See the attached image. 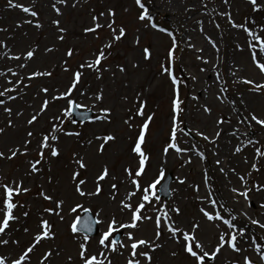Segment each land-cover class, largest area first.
I'll return each mask as SVG.
<instances>
[{"label":"rangeland","instance_id":"374dc122","mask_svg":"<svg viewBox=\"0 0 264 264\" xmlns=\"http://www.w3.org/2000/svg\"><path fill=\"white\" fill-rule=\"evenodd\" d=\"M14 1L18 3L27 1L28 3L31 0ZM204 1L207 2L206 4H208L210 11L214 12V14L201 13V19L199 20L203 21L204 28V33H201L196 23L198 20L193 24L189 23V19L193 16L185 11L188 6L186 0H143L157 24L174 32L178 40H187L190 36L192 38L191 42L198 47H202L204 49L203 55L210 61L215 60L217 53L207 42L205 35L215 40L220 48L218 53L220 59L215 62L220 65L223 81H227L225 86L228 88L227 98L223 103L216 99L218 89L214 83L213 65L207 66L208 71L201 72L200 67L204 66L196 60L195 51L188 49L181 43L182 50L177 52V56L181 58L176 66L177 75L186 84L183 91L187 93L185 97L186 115L182 119L184 120V125H186L185 132L188 133L189 129L191 130L187 135L178 133L180 146L189 148L195 145L199 150L208 153L212 161H216L219 158L223 162L221 166L224 167V173L219 171L220 165L217 166V169L213 167L211 169L212 174L207 173L209 177L207 183L204 182V170L210 166L206 160H201L194 152L178 154L170 150L167 156L163 155V148L167 146L169 141L171 127L172 86L168 77L162 75L159 69L171 41L166 34L151 28L145 29L137 21L136 17L141 10L135 4V0H79V2L71 0V3H75V7H73V3L61 6L63 15L59 17L49 7L34 9L39 13L38 19L43 24L40 29H37L34 23L25 24L21 18L17 19L13 12L7 13V10L3 9L8 0H0V29H6V31H0V41H4L8 46L10 45L12 51L9 55L19 54L28 48L39 49V55L33 62L29 63L28 68H17L15 71L23 75L30 73L34 68L53 70L51 78H40L30 82L25 81V83L31 84V87L24 89L26 95L16 101L8 102V106L13 108L11 116L13 127H8V114L3 111V108H0V128L5 129V132L0 134V151H4L6 155L9 148L20 145L26 138V133L30 130L26 120L39 108L41 101L46 98L43 94L38 98L36 97L38 88L41 86L49 87L48 95L51 96L58 94L55 91L56 89L59 92H63L67 87L71 72L62 70V62L67 59L65 57L66 50L69 47L77 50L74 56L68 60L71 68L76 69L80 63L92 59L93 53L107 42L109 32L106 29L99 33V38H96L93 33H85L84 29L92 24V17L112 9L116 12L117 23L126 25L128 32L124 40L113 46L108 59L103 62V67L108 70L103 71L102 77L98 79L95 72L85 70V76L82 78L80 85H78L84 95L81 96L79 92L73 93V96L79 102L88 106V108L82 109H93L95 111V118L97 115H103L100 112L101 108L112 109L110 122L98 121L95 118L91 122L84 124L64 122L63 127L66 130L79 132L80 136L61 135V156L59 158H50L41 166V173L29 177L26 175L28 172V160L36 155L35 150L36 144L40 139L39 134L46 131L49 127L50 119L54 115H58L66 105V101H55L50 103L49 110L39 122L31 126L36 135L32 137L29 155H18L12 160H0V176L9 179H23L25 186L30 188L28 193L21 194L16 198L26 206L24 208L18 207L14 210V214L19 219L11 222L10 229L6 230L8 235L4 237L6 239L11 237V239L19 240L20 244L19 246L12 244L10 239L8 245L0 247V252L9 257H16L21 249L31 241L33 234L37 230L39 218L43 214L42 210L52 206L50 202L44 201L39 196L42 190L66 201L62 213L64 219L61 221L58 217L46 216V218L54 222L56 236L52 240L42 242V246H39L33 255L32 264H37L41 253L49 248L59 251V255L53 257L54 264H69V256L73 258L71 264H81L78 258V244L82 242L83 234H80L79 238L74 239L69 228L76 215L70 211V207L76 203H81L85 207L91 208L94 214L103 209L100 217L105 223L101 224V232L106 229V223L112 216L124 222L128 221L131 213L122 212L119 205L126 194L133 190L132 185L126 179L124 167L129 164L133 168L136 167V158L130 152L136 129L134 127L130 131L124 121L130 115L129 109H132L133 112L135 111L137 97L147 102V108L145 109L147 115L155 113V118L150 125L148 142L145 146L151 159L146 175L141 178V183L147 184V182L153 180L161 168L165 172V179L171 172L175 180L171 186L172 195L170 200L160 199V201L147 206V214L152 215V221H144L138 230L122 229L125 233V236L121 239L123 243H128L126 234L129 231H135L136 235L141 237L153 238L155 233V208L160 207L162 213L165 210L163 206L167 205L168 209L173 207L180 209L179 216L172 212H169V215L174 220H178L183 226L187 227L191 223L198 221L202 226L199 233L200 237L209 247L215 245L219 232H227L228 229L221 222H216V224H219V228H217L215 224L206 221L202 217L199 211L201 207L212 211L207 201L202 203L201 198L207 196L214 197L220 204H223L222 199H224V202L228 200L231 208L234 209V214L239 215L242 210H246L250 216L264 221V209L259 207L260 203H264V193L253 194V207L246 208L244 200L240 197H234V194L230 191L232 187H240L237 173L244 175L251 171L252 163H257L258 166L264 165V158L257 160L253 146L244 147L247 145L248 139L251 138L259 140L260 143L256 146L264 149V128L255 124L252 127H248L246 123L241 124L239 122L242 117H246L252 112L264 118V91L254 92L251 90V85L242 83L244 79H252L253 81L264 83V74H261L251 61L250 51L246 43L249 38L246 34L241 29L232 28L226 18L218 15L219 12L231 11L233 19L238 24L244 23L246 18L249 21L255 20V26L249 23V27L259 32L260 27L264 26V11L254 12L248 0H229L230 7L225 5L223 0ZM193 2L197 1L194 0ZM30 19L34 18L31 17ZM53 19H59L61 21L60 26L67 29L64 34L65 39L62 42L57 39L59 33L56 27L50 23ZM108 19L109 17L107 16L103 18L104 22H107ZM216 23L220 24V28L215 27ZM179 24L182 28L187 26L188 33L185 37L177 30V25ZM9 28L13 33L10 40L8 39ZM137 36L140 38L139 45L135 43ZM237 45H240L244 50L240 51ZM47 47H55L58 51L45 53L44 49ZM143 47L152 49L154 55L151 61L143 59ZM3 49L0 48V65L3 64V69L1 70L6 71L7 68H12L19 62L11 60L12 64L6 63L7 59L3 56ZM133 64H139V67L134 68ZM118 66H123L125 72H120ZM234 70L236 71L235 76L232 75ZM193 75L197 77L196 81L190 79ZM8 78L11 79L12 77L9 76ZM223 81L220 83H223ZM4 83V78H0V84ZM193 87L196 92H191ZM205 88H207L206 92L204 91ZM101 90H103L104 99L102 102H97L93 97ZM200 91H202L201 94ZM192 95H199V102L192 100ZM125 97L127 99H124ZM230 101H235V103H230ZM203 104H207L212 108L211 115L203 112L200 107ZM17 111L22 112L23 115L17 116ZM218 117L225 119L223 125L217 126L216 120ZM72 119L73 117H64V121ZM142 119V117H137L135 123L139 124ZM197 130L203 131L210 138L213 137L217 130H221L217 146H213L195 135ZM232 132H236V135L233 136ZM105 134H115L117 139L114 142H109V145L105 146L104 153L101 155L97 152L100 141L96 140L95 137ZM89 140L92 141L91 145L88 143ZM234 146H242L244 150L241 153H234ZM216 152L219 153V157L214 154ZM74 154L85 158L89 165L86 170L76 169L73 161ZM189 158H191V163L186 168L181 159L188 160ZM228 159H231V161L228 162ZM104 165L109 167L110 172L117 179L115 181L107 180L101 182L103 191L99 197H79L74 191L75 184L71 179L73 170H79L81 177L88 180L86 187L89 190H95L93 177L97 175ZM49 168L51 169L50 171ZM230 168H235L236 172L229 171ZM49 177H51V183H49ZM180 179H185L186 181L181 188L178 184ZM121 181L123 183H120ZM253 181L264 183V167L261 168L259 173L252 172V178L249 183ZM114 182L118 183L119 192L116 195V199L112 200L110 198V185ZM196 185L200 188L199 193L195 191L194 186ZM159 189L158 186L157 194ZM217 189H220L221 194H217ZM175 191L179 193L177 194ZM222 194H225V196ZM139 199L140 194L137 193V196L131 202L135 205ZM236 200H239V203H236ZM217 207L219 208V204ZM25 211L29 212L27 217L23 216ZM79 214L82 215L83 212ZM222 214L229 218L227 213L222 211ZM241 217L246 221L243 216ZM25 228L29 229V231L25 232ZM254 228L256 231L251 233L252 235H257V237L264 236V230L256 226ZM99 237L100 235L96 238H91L88 244L90 252L95 253L100 250L98 245ZM156 243L161 244L162 247L157 248L152 253V264H192V260L182 250L183 241L177 244L169 238L167 233H163ZM121 251H123V255L112 254V264H126L129 249L125 248ZM174 251L177 253L176 256L171 254ZM246 254L260 264L258 255L254 253L251 247H247ZM242 255V253H234L226 247L221 250L216 260L211 261L210 264H240Z\"/></svg>","mask_w":264,"mask_h":264},{"label":"snow or ice","instance_id":"6c2138e0","mask_svg":"<svg viewBox=\"0 0 264 264\" xmlns=\"http://www.w3.org/2000/svg\"><path fill=\"white\" fill-rule=\"evenodd\" d=\"M79 2V0H75ZM252 6L254 12L264 11V0H248ZM225 5H229V0H223ZM67 5V0H54L51 7L56 15L62 16L63 13L61 8L57 5ZM135 4L141 10L139 15L136 17L137 21L142 24V26L147 29L151 28L160 33L166 34L171 41L170 46L166 51L164 59L160 63V72L162 75H166L172 86V100H171V127L169 132V141L167 146L163 148V155L167 156L169 151H174L178 154H183L187 152H194L197 157L201 160H206L207 157L205 153L199 150L195 145H192L189 148H184L180 146L178 133L181 135H187L191 132L189 129L188 133L185 132L183 116L186 115V104L185 97L187 93L183 91V88L186 87V84L182 79L177 75V64L180 57L177 56V52L181 51V43L185 45L190 50L195 51L196 60L200 62L204 67H200L201 72L208 71V65H213L214 68V83L218 89V94L216 99L221 103L227 98L228 88L225 86L227 81H223V77L220 71V65L215 61H219L220 57L218 55L220 48L215 40L210 36L205 35V39L211 45V47L217 53L215 60L210 61L206 58L203 53L204 49L198 47L196 44L192 43V38L189 36L187 40H178L177 35L169 31L166 27H161L155 22L154 16L151 14L149 8L143 2V0H135ZM8 7L14 9H20L23 13L28 14L34 19H27L24 22L28 24H33L37 29L43 27V24L39 21V13L34 10V0L32 6H25L22 3H14L13 0H8ZM75 7V3H73ZM206 8L207 5L205 4ZM230 7V5H229ZM127 11V9H126ZM218 15L227 19L228 23L232 28L241 29L246 36L249 38L246 43L250 51V58L254 66L259 70L261 74H264V26H261L259 32L255 31L254 28L249 27V23L255 26L256 21H249L247 18L244 23H236L232 17L231 11L219 12ZM109 17L107 22H104L103 18ZM52 25L56 27L59 35L57 39L59 41H64L65 33L67 29L61 27V21L59 19H53L51 21ZM197 25L199 26V31L204 33L203 21L198 20ZM216 28H220V24H215ZM108 30L109 37L107 42L103 44L102 47H99L95 53H93V58L90 60H85L80 63L76 69H72L68 63V60L71 59L76 53V49L69 47L65 52V57L62 62V70L65 72H71V78L65 90L59 92L56 89V93L49 96V87L41 86L38 88L36 97H40L43 94L44 98L38 109L30 115V118L26 120V124L30 126V130L26 133V138L18 146H14L8 149V154L6 155L4 151H0V160H12L18 155L28 156L30 153V145L32 144V137L36 135L31 126L37 124L39 120L45 115L49 110L50 103L55 101H66L65 107L61 110L58 115H54L49 121V127L46 131L39 134L40 139L36 144V155L35 157L28 160V172L26 175L33 176L41 173L42 165L45 164L50 158H59L61 156L62 149L60 147V137L63 136H80L79 132L68 131L63 127L64 122L76 123L75 119L70 121H64V117H73L76 110L82 108H88L87 105L82 104L79 100L73 96V93L79 92L81 96L84 95V92L78 88L82 78L85 76V70L95 72L97 78L102 77V73L105 70L103 67V62L108 59V56L111 54L110 50L114 45L124 40L127 35V27L124 24H118L116 21V12L112 9H108L107 12H101L98 15L92 17V24L84 29L85 33H93L96 38H99V33L103 30ZM0 31H6V29H0ZM137 45L140 44V38L137 36L135 39ZM0 48H5L7 51L3 52V56L7 57L12 61L19 62L16 67L19 69H26L29 67V63L33 62L39 55V49L28 48L19 54L9 55L12 51L11 48L4 42L0 41ZM237 48L240 51L244 49L237 45ZM45 53H51L58 51L55 47H47L44 49ZM143 59L145 61H151L153 59V51L150 47H143L142 49ZM133 67H139V64H133ZM120 72H125L123 66H118ZM232 75H236V71L232 72ZM12 78L9 79L8 77ZM53 76V70L47 68H34L30 73L21 74L18 71H15L13 68L9 67L6 71L0 70V78H4L5 83L0 84V108H3V111L8 114V127H13V121L11 116L13 114V108L8 106V102L16 101L17 99L22 98L23 95H26L24 89L31 87L30 83H25V81H32L40 78H51ZM191 80L196 81L197 77L195 75L190 77ZM223 81V83H220ZM242 83L251 85V90L254 92L264 91V83L253 81L252 79H244ZM23 86V87H21ZM211 87V85H209ZM207 91V88L204 89ZM93 99L97 102H102L104 99L103 90L98 94L94 95ZM124 99H127L125 97ZM191 99L199 102V95H192ZM230 103H235V101H230ZM205 114L211 115L212 108L207 104L200 105ZM147 108V102L141 100L137 97L136 108L133 112L132 109H129V117L124 121L128 126V129L131 131L134 127L136 129L135 137L132 139L130 146V152L136 158V167L133 168L130 164L124 167V173L127 181L132 185L133 190L126 194L125 198L120 201V210L122 212H130L131 216L127 222L118 220L115 216L109 218L106 223V229L101 232L98 245L99 251L93 253L89 251L88 244L91 240L89 234L95 231L96 225L104 224L105 221L101 219L100 213L103 209H100L95 213V218L92 214V209L85 207L84 204L76 203L70 207V211L75 213L69 228L70 232L73 235L74 239L80 237V234L83 232L82 242L78 244V258L81 264H112V254L117 253L123 255L122 249H129L128 258L126 259V264H152L153 256L152 253L155 252L157 248H161L162 245L156 243L160 239V236L163 233H167L169 238L172 239L175 243L182 244V250L188 258L192 260V264H210L211 261H215L218 254L221 253L222 249L226 247L234 253H242V260L240 264H257L256 260H253L247 255V247H251L255 254L259 257L260 264H264V236L257 237L252 235L248 231V226H256L259 229L264 230V221L254 218L248 214L246 210H242L239 215L234 214V209L226 208L223 204H220L217 199L212 196L203 197L202 203L207 201L208 205L211 207L212 211H208L207 208L201 207L199 209L202 217L219 228V224L216 222H221L228 229L227 232L221 231L218 234L217 242L215 245L209 247L205 241L200 237L199 233L201 230V224L196 221L188 225L187 227L183 226L178 220H174L169 212L174 213L176 216L180 215V209L178 207H173L171 209L167 208V205H164V211L161 213V208H155V233L153 238L141 237L136 235L135 231L127 232V241L125 244L122 241L115 238V234L121 231L122 229H133L138 230L139 226L143 224L144 221H152V215H148V205H152L154 202L160 201V196L157 194V188L160 186L165 179V172L163 168L158 170L157 176L147 182V184L141 183V178L146 175V170L149 167V162L151 159L150 154L146 151V144L149 138L150 125L152 124L155 113L147 115L145 109ZM100 112L103 115H97L95 118L98 121L110 122L112 109L110 108H101ZM17 116H22L23 113L17 111ZM142 117L143 119L139 124H136V118ZM82 119H87V116L81 113ZM239 122L241 124H247L248 127H252L253 124L259 125L264 128V118L257 116L254 112L249 113L248 116L242 117ZM225 119L218 117L216 120L217 126L223 125ZM184 125V126H182ZM222 130V129H221ZM221 130H217L213 137L210 138L209 135L203 131L197 130L195 135L201 137L204 141L217 146V140L220 137ZM5 132L4 128H0V134ZM233 136L236 135V132L231 133ZM247 135V134H245ZM96 140L100 141L97 152L98 154H103L105 146L109 145V142L116 141L117 137L115 134H105L102 136H96ZM91 145L92 141H88ZM260 142L259 140L248 139L247 145H251L255 148V154L257 160L264 158V149L257 147ZM242 146H234V153H241L244 150ZM47 154V155H46ZM219 157V153H214ZM73 161L76 165V169L86 170L88 168V163L86 162L83 156L74 154ZM188 163H191V158L188 159ZM247 162V161H245ZM216 165H222V161L217 158L215 161ZM264 165H259L257 163H252L251 171L247 172L244 175L237 173L238 180L240 181V187H232L230 191L234 194V197H240L245 202L246 208L253 207V194L264 193V183L253 181L249 183L252 178V172L259 173L261 168ZM74 169L72 172L71 179L75 184L74 191L79 197H99L103 191V186L101 182L112 180L115 181L117 177L110 172V169L107 165L102 166L100 171L95 177H93V183L95 184V190H89L86 185L88 180L81 177V172ZM51 169L49 168V171ZM221 173H224V167L219 168ZM229 171L235 173V168H230ZM209 177L207 176V169L204 172V182L207 183ZM185 179H180L179 183L184 184ZM49 183H51V177H49ZM120 183H123L121 181ZM111 193L110 198L112 200L116 199V195L119 192L118 183H112L110 185ZM195 191L199 193L200 188L198 185L194 186ZM30 191V188L26 187L23 179H9L4 176H0V247L6 246L9 244L11 237L4 238L8 235L7 231L11 227V222H15L19 219L18 216L14 214V210L18 207L24 208L26 205L20 203L17 197L21 194H26ZM137 193L140 194V199L134 205L131 201L134 197L137 196ZM39 196L44 200L51 203V207H46L42 210L43 214L39 218L37 224V230L33 234L31 241L24 246L20 253L16 257H9L3 252H0V264H32V258L35 252L38 250L39 246H42L43 241H49L55 238L56 233L54 231L55 224L50 221L46 216H55L63 221V211L66 201L63 198L54 196L51 193L40 191ZM239 203V200L235 201ZM219 204V208L217 205ZM259 207L264 209V203H260ZM223 212L228 213L229 218H226ZM83 212L85 215L81 216L79 213ZM29 215L28 211L23 213L24 217ZM239 216H243L247 224L239 222ZM25 232H28L29 229L25 228ZM247 233V239L245 240ZM11 243L19 246L20 241L16 239H11ZM172 256H176L177 253L174 251L171 253ZM59 255V251H54L51 248L41 253L40 258L38 259L37 264H54L53 257ZM72 257H68V262L71 264Z\"/></svg>","mask_w":264,"mask_h":264},{"label":"bare ground","instance_id":"6f19581e","mask_svg":"<svg viewBox=\"0 0 264 264\" xmlns=\"http://www.w3.org/2000/svg\"><path fill=\"white\" fill-rule=\"evenodd\" d=\"M187 1V3H188V6L185 8V11L187 12V13H189L191 16H193V17H191L190 19H189V23H191V24H193L196 20H199V19H201V13H206V14H214V12H211L210 11V9H209V7H208V4H206L207 2L206 1H204V0H195V1H197V2H193L194 0H186ZM13 2L14 3H18V2H15L14 0H13ZM54 2V0H34V9H41V8H43V7H49L50 9H52V7H51V5H52V3ZM20 3H22V4H24L25 6H32L33 5V0H31L30 2H28L27 3V1H23V2H20ZM73 3V2H72ZM71 3V0H67V5L68 4H72ZM192 3V5H190ZM207 5V7L205 8L204 7V5ZM58 7H61V6H64V5H57ZM164 7V6H163ZM3 10H7L6 12L7 13H10V12H13V13H15V17L18 19V18H21V20H23V21H25V20H27L26 18H28V19H30L31 17L28 15V14H26V13H23L20 9H14V8H10V7H8V3L7 4H5L4 5V9ZM161 10H162V7H161ZM52 21V20H51ZM51 21H50V23H51ZM25 24H27V23H25ZM189 25V24H188ZM187 26H185L184 28H182V26L179 24V25H177V28H178V30L181 32V34H183L184 35V37L187 35V33H188V29L186 28ZM11 28V27H10ZM10 28H9V30L8 31H10ZM9 37H8V39L10 40L11 38H12V36H13V33H12V31H10L9 32ZM8 40V41H9ZM9 47H10V45H9ZM11 48V47H10ZM5 51H7V49H3L2 50V53L3 52H5ZM1 53V54H2ZM5 57V56H4ZM6 59H7V62L6 63H9V64H12V62H11V60H8V58L7 57H5ZM3 62V61H2ZM14 70L15 69H17V67H16V65L15 66H13L12 67ZM1 69H3V64H1L0 65V70ZM191 92H196V90H195V88L193 87L192 88V90H191ZM202 93V91H200V94ZM205 153V155H206V157H207V159H206V161H207V164L210 166L208 169H207V173H211V169L214 167V168H216L217 169V166L218 165H216V163H215V161H212V158H210L209 157V154L208 153H206V152H204ZM224 156V155H223ZM182 160V162H183V165L186 167V168H188L190 165H189V163L187 162L188 160L187 159H181ZM159 161V160H158ZM231 161V159H228V162H230ZM221 166V165H220ZM204 172H205V170H204ZM201 174H202V172H201ZM212 174V173H211ZM179 184V187L181 188L182 186H183V184H180V183H178ZM189 187V186H188ZM177 194L179 193L178 191H175ZM217 194H221V192H220V189H217ZM223 196H225V194H222ZM221 197V196H220ZM178 198H179V196H178ZM221 199H222V197H221ZM223 201V205L226 207V208H231V204L229 203V201L228 200H225V202H224V199H222ZM232 209V208H231ZM226 213V212H225ZM228 214V213H227ZM239 222L240 223H245V224H247V222L241 217V216H239ZM248 231L250 232V233H254L256 230H255V228H254V226H252V225H249L248 226ZM247 234V233H246ZM247 239V236L245 237V240Z\"/></svg>","mask_w":264,"mask_h":264},{"label":"water","instance_id":"95a60500","mask_svg":"<svg viewBox=\"0 0 264 264\" xmlns=\"http://www.w3.org/2000/svg\"><path fill=\"white\" fill-rule=\"evenodd\" d=\"M84 115H86L87 116V119H89V118H91V116H92V113L90 112V113H83ZM74 115H76V118H77V120H86V119H82L81 118V113L80 112H78V110H76V112H75V114ZM173 181V178L170 176V178L163 184V186L161 187L162 188V190H161V196H163L164 198H169V186H170V183ZM97 225L95 226V231L93 232V233H91L90 235H96V233H97ZM118 239V238H117Z\"/></svg>","mask_w":264,"mask_h":264}]
</instances>
